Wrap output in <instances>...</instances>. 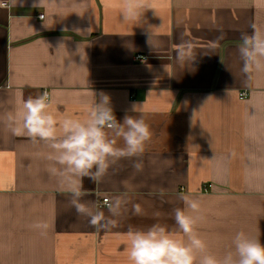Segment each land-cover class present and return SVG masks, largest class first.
Segmentation results:
<instances>
[{
  "label": "crops",
  "instance_id": "0c3cea01",
  "mask_svg": "<svg viewBox=\"0 0 264 264\" xmlns=\"http://www.w3.org/2000/svg\"><path fill=\"white\" fill-rule=\"evenodd\" d=\"M143 4L125 20L124 0H0V264H130L129 228L175 231L181 195L199 200L197 231L210 252L223 254L239 231L264 242V73H243L239 55L242 33L264 32V7ZM45 91L58 119H86L105 94L118 122L132 115L148 123L141 171L137 158H125L101 182L83 179L82 199L94 207L127 197L115 227L97 230L77 214L49 172L47 143L7 129L18 98ZM37 221L48 225L43 234Z\"/></svg>",
  "mask_w": 264,
  "mask_h": 264
},
{
  "label": "clouds",
  "instance_id": "9594fccd",
  "mask_svg": "<svg viewBox=\"0 0 264 264\" xmlns=\"http://www.w3.org/2000/svg\"><path fill=\"white\" fill-rule=\"evenodd\" d=\"M254 3L257 7H264V0H254ZM142 7L143 0H124V19L136 17ZM239 55L243 61V73H264V32L253 26L251 34L242 33ZM178 58H184L183 46L178 51ZM16 103L15 111L6 114L7 129L14 136L47 143L52 150L50 159L54 161L49 172L60 178L61 186L71 196L70 203L77 214L86 216L97 230L115 227L116 218L128 210L127 197H112L105 205L106 216L102 208L82 199L86 194L83 179L99 183L114 164L125 158H137L133 167L141 171L139 157L152 135L145 119L125 115L123 122H118L110 97L105 94L100 95L84 120L70 117L58 119L50 111L51 100L47 92L27 99L21 95ZM137 110V107L133 108V111ZM118 140L122 141V145L118 144ZM257 190L264 189L258 187ZM179 198L184 207L173 210L175 231L159 223L143 229L129 228L130 264H264V242L245 231L233 236L231 247L223 254L210 252L197 231L201 220L199 200L189 195ZM131 209L134 215L143 214L139 203H133ZM32 227L43 234L48 225L37 221ZM177 234H182L184 238H177Z\"/></svg>",
  "mask_w": 264,
  "mask_h": 264
},
{
  "label": "built area",
  "instance_id": "2783aa9c",
  "mask_svg": "<svg viewBox=\"0 0 264 264\" xmlns=\"http://www.w3.org/2000/svg\"><path fill=\"white\" fill-rule=\"evenodd\" d=\"M39 18L40 19H43L44 18V15H39ZM146 58L145 55H137L136 57H134V61H143L144 59ZM47 92V91H45ZM44 92V93H45ZM48 93V92H47ZM49 94V93H48ZM248 97V92L247 91H243L240 93V98L242 100L246 99ZM111 198L109 196H105L103 197L99 202H98V207L100 208H105V205L107 204V202L110 200Z\"/></svg>",
  "mask_w": 264,
  "mask_h": 264
}]
</instances>
